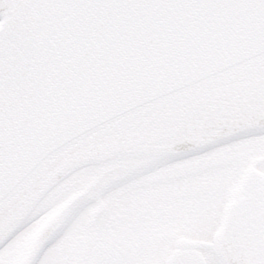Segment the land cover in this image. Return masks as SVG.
Here are the masks:
<instances>
[{
  "label": "water",
  "instance_id": "95a60500",
  "mask_svg": "<svg viewBox=\"0 0 264 264\" xmlns=\"http://www.w3.org/2000/svg\"><path fill=\"white\" fill-rule=\"evenodd\" d=\"M263 131L264 0H0V242L83 168ZM214 249L264 264V182L227 207ZM120 258L97 242L85 264Z\"/></svg>",
  "mask_w": 264,
  "mask_h": 264
},
{
  "label": "flooded vegetation",
  "instance_id": "af4514ba",
  "mask_svg": "<svg viewBox=\"0 0 264 264\" xmlns=\"http://www.w3.org/2000/svg\"><path fill=\"white\" fill-rule=\"evenodd\" d=\"M263 137V136H262ZM260 138V137H259ZM240 144L237 145H232L228 147L227 149H224L223 151H228V153H216L213 156H207L205 158H195L191 159L187 162H180L175 166V170L171 173H169V176L163 173H159L160 175L154 176L152 178L148 177L153 171L146 172L145 174L142 175L141 180L139 181L138 185H129V187L126 190L121 191L120 194H118L117 199L115 200V216L114 218L112 216V220L114 221V227H115V232L114 236L116 238H120L124 236V233H119L118 234V229L119 226L122 225L123 223L126 222H120V220L129 218L130 223H129V229L130 231H135V227H139L142 222L139 221V223H136L137 217L141 220H143V212L146 211H151L150 215L148 218H145V222L148 221L146 226H149V228L156 224L153 223L152 221H162L166 220L169 218L172 214L176 215L175 216V225L172 228L169 229H160V231L155 230V233L151 235H137L135 233L131 234V238L134 241H137L143 236L142 241L144 244L145 242H150V241H157L160 242L162 240V237L168 238L170 237L171 240L176 242L177 240L181 238H186L189 240H194L198 242H204L211 240L212 236L214 235L215 232V227L211 228L213 226L218 225L221 219V209L219 212H216L215 209L210 208L212 205L208 206H198L193 207V205H189L188 208H185V211H187L188 217L186 221L184 218H180V208L177 207V210H174V208H170L168 204L163 200L167 196H172V195H178L179 197L183 199H189L192 197L193 194H198V192L201 189L207 190L210 189L208 186L211 185L214 182V178L210 176V174H213L211 172L210 174H205L203 171H200V167L202 164L209 163L213 164L215 160H218L219 157L228 155L229 156V168L233 170L234 173H237L236 168H232L233 162L236 163V165L239 167L241 164V167L243 168L245 164H247L248 159L250 156L254 155L255 157H262L264 156V144L262 143L260 146L261 149L259 150H253L252 147H245L242 148L240 147ZM259 145V144H258ZM256 153V154H253ZM243 165V166H242ZM264 168V164H263ZM193 170V171H192ZM184 171L191 172L192 175L194 176L193 178H188V179H177L179 178V175L182 174ZM156 172V171H155ZM94 172L89 173V175H92ZM170 177V178H169ZM174 178L179 180V183L181 185H168L170 182V179ZM212 186V185H211ZM103 187H99L97 191V194L102 193L106 191L108 188H106L103 191ZM96 194V195H97ZM231 195V193H230ZM229 196V194L227 195ZM172 198V197H170ZM212 204H214L212 202ZM174 210V211H173ZM173 212V213H172ZM151 214L153 215V220L149 221ZM173 222V220H172ZM182 222V223H181ZM186 222V223H185ZM181 223V224H180ZM99 223H96L91 226V231L92 234H95L97 231H100L103 226L98 227ZM179 224L178 227H181L184 229V232L179 234L180 231H175L179 230L181 228L177 229V225ZM114 227H111V231L113 232ZM211 228V229H210ZM151 231V229H150ZM161 232H164L161 233ZM107 239H109L108 236H104ZM152 237L153 239H149ZM149 239V240H148ZM120 239H115L114 242L118 243ZM148 240V241H147ZM144 244L140 245V247H137L134 249L136 253H143L144 256L147 258H150L149 251L150 249ZM156 248L157 252V247L158 243L152 244ZM153 252V250H152ZM127 256V251H125V257ZM66 264H70L67 262Z\"/></svg>",
  "mask_w": 264,
  "mask_h": 264
},
{
  "label": "rangeland",
  "instance_id": "374dc122",
  "mask_svg": "<svg viewBox=\"0 0 264 264\" xmlns=\"http://www.w3.org/2000/svg\"><path fill=\"white\" fill-rule=\"evenodd\" d=\"M262 143L264 144V136L260 138H253L248 141H243V144L240 145V147L245 148L247 146V147H252L253 150H259L261 149L260 146H262L261 145ZM234 165L232 166L233 169L238 167L237 165L235 166ZM169 167L166 166V167L159 168L157 169L156 172H152L148 177L152 178L154 176H158L160 175L159 173H163L169 176V173L173 172L176 168L175 165H172V167L170 168ZM238 168L241 169V164L239 165ZM215 171H216L215 169L209 168V167H207V171H205V173L207 174L214 172L213 174H210V176L214 178V182L211 184L212 186L211 185L208 186L210 189H207V190L201 189L198 192V194H193L192 197H190L189 199H183L176 194L175 196L174 195L167 196L163 200L168 204L170 208H174V210H177V207H179L180 212H181L179 217L182 219L184 218L185 221L188 217V214H187V211H185V208H188L189 205H193V207H196V208L198 206L201 207L202 205L203 206L212 205L210 208L215 209L216 212H219L222 204L225 202L226 198L228 197L227 195L234 191L232 187L238 184V174L239 173H234L233 170L230 169L228 170V174L224 176L221 173H217ZM184 174H185L184 177L179 176V178L177 179H180V178L188 179V178L194 177L190 172H187V171ZM177 179L175 180L174 178L170 179V182L168 183V185H170V187L172 185H181V183H179V180ZM107 201L110 202L109 204L111 205L112 209L103 219L99 221L98 227L101 228V226H103V228L100 231H97L94 234V236L95 237L108 236L109 239L113 242L115 241V239H120L118 241V244H120L127 251V259H126L125 264H165L166 254H168L169 250L172 247H175V243L173 240L170 239V237L168 238L162 237L163 239L160 240V242L150 241V242H145L144 244L142 242L144 241L143 236L137 241H134L131 238L132 237L131 234L135 233L138 236L144 235V234L151 235L155 233V230L160 231L159 228L161 229L172 228L175 225L174 221H175L176 215L172 214L166 220H162L158 222V221H152L153 215L151 214L149 221H152L153 223H156V224L152 225L149 228V226H146L148 221L145 222V218L149 217L151 211L148 212L145 210L143 212V220L137 217L136 223H139V221H141L142 224L139 227H135L136 232L130 231L129 226H128L130 223L129 218L120 220V222H126V223H123L122 225H120L117 231H118V234L124 233V236L120 238H116L114 236V232H115V227L113 224L114 221L112 220V216L116 218L115 216L116 214L114 212L115 202L112 201V198L110 196L108 197ZM212 202L214 204H212ZM97 204L98 203L95 201L91 202L89 205L90 206L89 211L93 212L96 209ZM106 210L108 211L109 209L107 208ZM80 219H81V214L73 221L72 226L66 231L67 233L66 232L61 233L53 241V243L45 249L38 264H66L67 262H69L70 264H73L74 262H75L74 264H78V260L76 261V256H77L76 254L79 249V241L82 239V237L83 239H87V237L85 236V234L87 233L86 232L87 229L85 227H87L86 225H88L87 222H85L84 225H83V221L80 223L79 222ZM176 225H177V229L181 228V227H178L179 224H176ZM112 226L114 227L113 232L111 231ZM214 227L215 226L211 228H214ZM184 229L181 228L175 231H180L179 234H181L182 232H184ZM28 233L29 231L27 229L17 232L15 236H13V239L11 240L12 242L9 245L8 244L5 245L0 250V264H6L8 262V261L6 262L5 259L7 257L11 258L9 255L13 251H16L21 243L26 241V239L30 235V233L29 234ZM161 233L164 234V232H161ZM149 239H153V238L150 237ZM155 243L159 244L157 247V252H156V248L152 245ZM142 244H144V246L150 249L149 251L150 258H147L146 256H144L143 253H136L134 251V249H136L137 247H140V245ZM199 250L204 254L207 260V264H220L214 255L212 240H208L204 242L203 245L200 246ZM21 256L22 254H17L12 261L13 264H17L18 260H15V259H18Z\"/></svg>",
  "mask_w": 264,
  "mask_h": 264
}]
</instances>
